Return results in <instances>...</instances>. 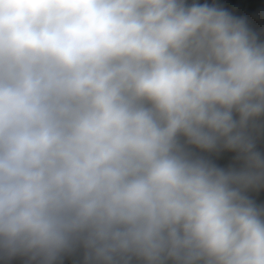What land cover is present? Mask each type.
<instances>
[{"label": "clouds", "instance_id": "clouds-1", "mask_svg": "<svg viewBox=\"0 0 264 264\" xmlns=\"http://www.w3.org/2000/svg\"><path fill=\"white\" fill-rule=\"evenodd\" d=\"M264 0H0V264H264Z\"/></svg>", "mask_w": 264, "mask_h": 264}, {"label": "trees", "instance_id": "trees-1", "mask_svg": "<svg viewBox=\"0 0 264 264\" xmlns=\"http://www.w3.org/2000/svg\"><path fill=\"white\" fill-rule=\"evenodd\" d=\"M260 27L264 28V19H262ZM255 198L258 204H264V192L258 194Z\"/></svg>", "mask_w": 264, "mask_h": 264}]
</instances>
